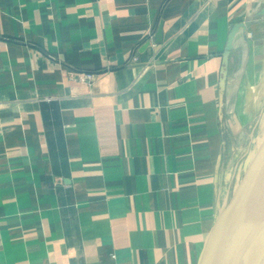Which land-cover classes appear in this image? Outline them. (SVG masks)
I'll return each instance as SVG.
<instances>
[{"label":"crops","instance_id":"1","mask_svg":"<svg viewBox=\"0 0 264 264\" xmlns=\"http://www.w3.org/2000/svg\"><path fill=\"white\" fill-rule=\"evenodd\" d=\"M263 154L264 0H0V264H201Z\"/></svg>","mask_w":264,"mask_h":264},{"label":"water","instance_id":"2","mask_svg":"<svg viewBox=\"0 0 264 264\" xmlns=\"http://www.w3.org/2000/svg\"><path fill=\"white\" fill-rule=\"evenodd\" d=\"M201 264H264V154L233 195Z\"/></svg>","mask_w":264,"mask_h":264},{"label":"built area","instance_id":"3","mask_svg":"<svg viewBox=\"0 0 264 264\" xmlns=\"http://www.w3.org/2000/svg\"><path fill=\"white\" fill-rule=\"evenodd\" d=\"M70 75H73L82 81L90 82L95 76V72L91 71H78V70H70Z\"/></svg>","mask_w":264,"mask_h":264}]
</instances>
